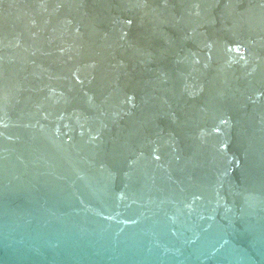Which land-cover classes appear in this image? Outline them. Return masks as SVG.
I'll return each mask as SVG.
<instances>
[{"label":"bare ground","instance_id":"1","mask_svg":"<svg viewBox=\"0 0 264 264\" xmlns=\"http://www.w3.org/2000/svg\"><path fill=\"white\" fill-rule=\"evenodd\" d=\"M151 1L0 0V264H264V0Z\"/></svg>","mask_w":264,"mask_h":264},{"label":"water","instance_id":"2","mask_svg":"<svg viewBox=\"0 0 264 264\" xmlns=\"http://www.w3.org/2000/svg\"><path fill=\"white\" fill-rule=\"evenodd\" d=\"M156 1H159V0H152L151 2H154V3H157ZM158 3H160V2H158ZM164 3V2H163ZM95 4L96 5H94V7H93V17H95L96 19L98 18L99 20L100 19H102L101 18V16H100V14H101V10H104V11H106L105 10V4H101L99 1H95ZM128 6H129V4H128ZM131 7V6H130ZM127 9H129V8H127ZM134 10V9H133ZM132 10V14H130V18L131 19H129V21L131 22V23H134V25L132 24L131 26H130V24H129V26H127L128 27V30L129 31H131V28H133V27H135L136 25H137V23L139 24V23H142L141 21L140 22H138V21H136V20H139V18L141 17L140 16V13H138V12H140V10L139 9H135L134 11ZM138 11V12H137ZM100 22V21H99ZM103 25L105 24V23H103V22H101ZM82 26H83V23H77V25H76V28L78 29V30H80L81 28H82ZM88 27H90V30H94V29H97V28H99V29H101V27H100V23H98V25H97V27H91V26H88ZM94 38H96V39H99L100 40V37L99 36H93ZM16 38H18L17 36H13V38L12 39H16ZM92 38V37H91ZM146 38V37H145ZM144 41H145V39H143ZM145 45V49H144V51L146 50V51H150V50H154V51H157L159 48H158V46L157 45H155L154 43H153V41H152V44H151V42H146V43H143V46ZM114 108H111L110 109V113H112V110H113ZM118 115V114H117Z\"/></svg>","mask_w":264,"mask_h":264}]
</instances>
